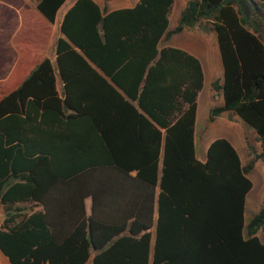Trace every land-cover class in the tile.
Here are the masks:
<instances>
[{
    "label": "trees",
    "instance_id": "trees-1",
    "mask_svg": "<svg viewBox=\"0 0 264 264\" xmlns=\"http://www.w3.org/2000/svg\"><path fill=\"white\" fill-rule=\"evenodd\" d=\"M65 0H37L49 22ZM173 0L108 11L75 0L54 44L0 96V252L10 264H264V197L245 224L248 177L264 161V1ZM214 32L211 87L255 133L242 165L226 138L196 156L200 61L161 46ZM57 76L61 90L56 86ZM90 199V211L84 200Z\"/></svg>",
    "mask_w": 264,
    "mask_h": 264
},
{
    "label": "crops",
    "instance_id": "crops-1",
    "mask_svg": "<svg viewBox=\"0 0 264 264\" xmlns=\"http://www.w3.org/2000/svg\"><path fill=\"white\" fill-rule=\"evenodd\" d=\"M74 1L75 0H65L58 9L54 22L51 23L37 10V0H0V96L16 88L32 67L42 58L49 57L51 60H55L54 44L58 37L63 36L59 31V25L63 15L73 5ZM94 1L101 7L106 6L108 11L132 7L138 2V0H125V2L121 0H115L114 2L113 0ZM126 1H128V3ZM187 1L188 0H173L168 14V29H173L177 25L180 13L185 8ZM260 1L263 2L264 0ZM192 29L195 28H184L182 31L172 34L168 39L162 41L161 46L180 48L195 56L202 66L204 75L203 85L204 82H208L210 83L209 85H211L214 80H221L223 77V67L216 35L214 32H202L196 35V33L191 31ZM206 34L209 36L208 39L205 37ZM197 39L200 41L199 46L197 45ZM56 86L58 91H60L61 81L58 76ZM199 93L197 99H199ZM216 94H218L216 105H222L223 100L221 94ZM213 106L215 105H210L209 110ZM227 117L228 113L223 112L210 123L212 125L217 123L224 124V118ZM197 124L198 121L196 119L195 130ZM210 132L214 133V137L207 142L204 153H206L208 145L213 140L217 138H226L236 149L240 161L242 165H244L238 147L228 137L225 129H221V131L218 132L210 129ZM204 159L205 154L200 160ZM258 162L259 160L255 163L254 168L257 167ZM249 179L252 182V189L254 186L253 181L251 177H249ZM84 205L86 211L89 213L91 200L85 199ZM0 212H2L4 218L1 204ZM1 224L2 222L0 226ZM85 264H91V258Z\"/></svg>",
    "mask_w": 264,
    "mask_h": 264
},
{
    "label": "rangeland",
    "instance_id": "rangeland-1",
    "mask_svg": "<svg viewBox=\"0 0 264 264\" xmlns=\"http://www.w3.org/2000/svg\"><path fill=\"white\" fill-rule=\"evenodd\" d=\"M115 0H113L114 2ZM120 1V0H119ZM125 2V0H121ZM128 3V1H126ZM193 33L196 35L201 34L197 28L192 29ZM206 39L209 38L208 34L205 35ZM200 41L197 39V45L199 46ZM210 83L204 82L203 88L199 93V99H197V111L196 119L198 121L196 130H195V149L197 158L204 157V149L209 142L214 137V133L210 132V129L214 131H221L225 129L228 137L234 142L238 147L243 164L245 165L250 159V150H259V143L256 141L254 131L242 122L237 117H232L229 119L224 118V124L217 123L212 125L208 120L209 106L217 104L218 94L214 93ZM224 137V136H221ZM248 176L251 177L253 181V188L246 195L245 203V212H244V221L245 224L250 219V217L257 212L260 202L264 196V161H260L257 164V167H253L249 171ZM259 186V187H258ZM2 212H0V223L2 222ZM259 238L264 242V228L257 232ZM0 264H10L5 258V256L0 252Z\"/></svg>",
    "mask_w": 264,
    "mask_h": 264
}]
</instances>
